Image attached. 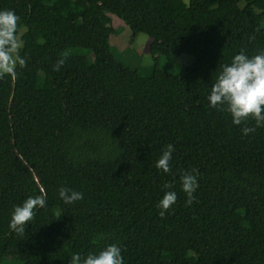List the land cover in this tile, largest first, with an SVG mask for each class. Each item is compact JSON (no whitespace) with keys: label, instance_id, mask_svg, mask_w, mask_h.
<instances>
[{"label":"trees","instance_id":"obj_1","mask_svg":"<svg viewBox=\"0 0 264 264\" xmlns=\"http://www.w3.org/2000/svg\"><path fill=\"white\" fill-rule=\"evenodd\" d=\"M6 9L21 18L27 66L0 80V264H69L109 244L124 264H264V127L244 135L207 100L222 64L264 49V0H0ZM115 17L132 30L124 49L111 43L124 30ZM182 53L192 65L161 68ZM168 144L172 174L155 167ZM192 169L186 206L179 175ZM62 186L84 198L65 204ZM42 193L46 207L12 231L14 207Z\"/></svg>","mask_w":264,"mask_h":264},{"label":"clouds","instance_id":"obj_2","mask_svg":"<svg viewBox=\"0 0 264 264\" xmlns=\"http://www.w3.org/2000/svg\"><path fill=\"white\" fill-rule=\"evenodd\" d=\"M20 19L14 10H0V80L5 76L15 78L17 68L27 66L26 59L21 56L24 42ZM251 39L254 40L255 36ZM67 59L66 55L59 58L53 70L59 71ZM207 100L210 107L230 114L234 125H244L241 129L244 135L250 134L256 128L264 127V49L252 56L241 49L239 54L231 58L230 63L222 64L211 85ZM249 122H254V126L249 127ZM174 151L172 144L166 145L155 167L164 173L172 174L170 161ZM179 181L182 191L187 196L186 206L191 205L195 200L194 193L199 187L197 170L180 173ZM172 187V183L163 185L164 189ZM58 193L65 204H72L84 198L83 193L63 186L58 189ZM176 200L175 191L169 190L164 193L157 204L162 218ZM44 207L46 194L28 197L21 205L14 207L9 228L23 235L26 225L34 219L36 210ZM99 238H103V235L101 234ZM69 264H124V258L117 244H109L99 253H89L86 256L75 253L71 256Z\"/></svg>","mask_w":264,"mask_h":264},{"label":"rangeland","instance_id":"obj_3","mask_svg":"<svg viewBox=\"0 0 264 264\" xmlns=\"http://www.w3.org/2000/svg\"><path fill=\"white\" fill-rule=\"evenodd\" d=\"M189 2V0H185ZM115 25H122L124 30L120 35H112L111 43L119 49H124L129 45L132 36L131 28L124 23L119 17H115ZM264 26V19H263ZM153 39L147 34L144 28H140L135 37L134 47L142 54L145 65L153 63L152 54L150 52V44ZM171 63H179L182 65L190 66L193 64V59L186 53L164 55L161 58V68H169Z\"/></svg>","mask_w":264,"mask_h":264}]
</instances>
